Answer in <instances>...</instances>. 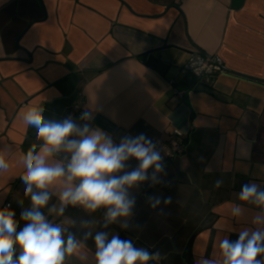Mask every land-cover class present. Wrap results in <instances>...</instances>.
<instances>
[{"label":"crops","instance_id":"obj_1","mask_svg":"<svg viewBox=\"0 0 264 264\" xmlns=\"http://www.w3.org/2000/svg\"><path fill=\"white\" fill-rule=\"evenodd\" d=\"M195 49L220 55L228 72L212 85L187 73ZM148 52L168 66L164 73L139 59ZM78 92L94 112L93 127L116 143L140 133L167 144L177 131L185 139L164 183L131 190L128 229H104L103 209L69 207L65 218L77 221L69 231L79 237V221L96 220L93 235L107 231L159 253L149 264H195L212 257L219 239L235 241L241 229L255 228L254 206L244 205L239 219L227 209L241 203L242 185L264 187V0H0V147L13 149L0 174V208L10 202L17 231L31 206L20 157L35 136L20 114L44 102L46 118L63 119ZM148 196L171 203L153 209ZM86 244L91 264L94 240Z\"/></svg>","mask_w":264,"mask_h":264},{"label":"clouds","instance_id":"obj_2","mask_svg":"<svg viewBox=\"0 0 264 264\" xmlns=\"http://www.w3.org/2000/svg\"><path fill=\"white\" fill-rule=\"evenodd\" d=\"M20 118L35 129L34 142L20 157L25 169L20 179L31 206L21 212L25 223L19 231L15 212L10 206L0 208V264H71L73 260L89 264L86 242L90 238L95 245L91 264L158 261L159 253L136 247L118 234L95 231L93 235L96 220L81 219L79 227L84 231L78 237L67 227L77 221L65 218L69 207L88 214L103 209L104 229L112 224L128 229L136 204L131 190L145 182L162 184L167 175L157 143L144 133L123 135L116 143L109 132L93 127L92 110L81 112L80 122L71 116L50 119L45 116L44 102H38L25 106ZM12 151L7 145L0 147V174L8 172ZM131 160L137 162L135 167L130 168ZM222 183L216 180L215 187ZM235 195L241 203H228V215L239 219L247 211L244 205H252L258 209L251 217L255 228L241 229L235 241L227 236L219 239L212 257L201 255L195 264H264V187L246 183ZM53 197L56 203H50ZM146 199L153 209L171 203L170 197ZM49 216L64 219L58 223Z\"/></svg>","mask_w":264,"mask_h":264},{"label":"built area","instance_id":"obj_3","mask_svg":"<svg viewBox=\"0 0 264 264\" xmlns=\"http://www.w3.org/2000/svg\"><path fill=\"white\" fill-rule=\"evenodd\" d=\"M184 70L197 78L200 82L207 85H212L215 79L220 76V74H225L228 72V68L220 55L208 53L205 54L199 49L192 51L188 60L184 64ZM84 110H87V107H85V97L84 94L78 92L74 104H72L71 108L63 118L66 116H71L74 120L80 122L79 116ZM184 139L185 138L183 134L179 131H177V137L175 138V141H173L171 144H167L161 139H154L159 150L161 151L162 156L164 157L165 165L172 161L176 155L183 152ZM141 186L143 189H147L146 182ZM5 206H10V202H7ZM57 222L59 223L61 221Z\"/></svg>","mask_w":264,"mask_h":264},{"label":"trees","instance_id":"obj_4","mask_svg":"<svg viewBox=\"0 0 264 264\" xmlns=\"http://www.w3.org/2000/svg\"><path fill=\"white\" fill-rule=\"evenodd\" d=\"M139 59L146 65H149L158 71L160 70L162 73L165 72L166 64L161 60L159 56H156L154 52H148L144 55L139 56Z\"/></svg>","mask_w":264,"mask_h":264}]
</instances>
